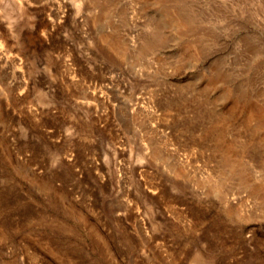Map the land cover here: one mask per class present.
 Wrapping results in <instances>:
<instances>
[{"label":"rangeland","instance_id":"374dc122","mask_svg":"<svg viewBox=\"0 0 264 264\" xmlns=\"http://www.w3.org/2000/svg\"><path fill=\"white\" fill-rule=\"evenodd\" d=\"M0 264H264V0H0Z\"/></svg>","mask_w":264,"mask_h":264}]
</instances>
